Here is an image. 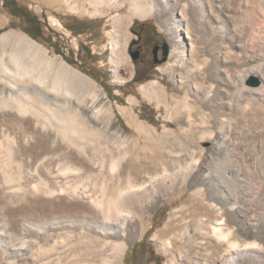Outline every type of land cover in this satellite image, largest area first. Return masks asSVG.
Masks as SVG:
<instances>
[{
    "label": "rangeland",
    "instance_id": "rangeland-1",
    "mask_svg": "<svg viewBox=\"0 0 264 264\" xmlns=\"http://www.w3.org/2000/svg\"><path fill=\"white\" fill-rule=\"evenodd\" d=\"M3 1L0 0V34L10 32L29 37L40 46L46 56L54 59L55 64L66 62L88 76L95 85V94H102L111 111L107 116L101 117V120L95 121L104 124L100 129L107 131L105 133L110 142L106 143L103 149L107 155L111 154L113 160L118 161L116 168L121 169L123 176H129L134 181H142L150 176H161L169 189L160 200L148 203L141 208L142 210H138V235L134 240L124 244L115 264H127L130 261L132 245L139 242L149 228L151 231L142 243L149 245L152 251L161 257V264H195L196 257L203 258L204 254L206 256V250L202 247L206 244H215L217 240L211 235L203 236L197 232L195 241L198 246L196 244V249L192 251L190 247L192 242L187 238V230L183 224L189 220L184 215L187 207L205 212L199 218L209 216L214 224L219 221L222 222V226L231 228L240 245L249 242L247 248L248 252L250 251L249 259L245 264H264V207L259 206V202L264 201V148H249L251 142L248 139L244 142L247 143L245 148L209 147L208 135L214 132L215 115L202 107L204 94L201 87L202 70L193 65L203 58L206 45L195 37L194 32L187 34L185 31L190 24L186 7L190 0H177L179 5L177 4L175 11L168 7L169 0H142L141 5L144 8L153 7L151 9L153 11L142 17L132 14L127 0L124 3H121L123 0H106L98 4L92 3L91 0H15L22 6V12L35 15L42 24V37L37 39L23 30L26 24L24 17L11 15ZM241 1L244 2L245 13L249 14L253 23L248 27V31L261 35L264 32V13L259 6V0ZM198 9L197 4L196 10ZM116 17H125L127 23L115 20ZM175 18H182V40L180 39L182 46L176 49L184 51L183 61L191 70H187L185 64L180 61L172 63L174 52L171 50L175 48H171L165 24ZM82 20H97V24L88 29L90 27L80 24ZM137 20L153 24L159 40L162 37L170 45L167 60L151 67L139 82L130 80L133 64L127 51L132 36L130 26ZM235 24L238 25V22ZM68 25L71 29L66 27ZM245 39L252 42L248 35ZM80 44H83L86 51L90 50L91 54H94V61L80 59L78 55ZM54 46L61 53H56ZM192 48L195 49V57L190 56ZM66 56L75 63L67 61ZM221 62L217 63L221 65ZM90 69L95 71L98 79L88 73ZM220 74L229 79L226 70ZM255 79L258 80L256 76H251L247 81L251 85H258ZM15 81L21 83V80L4 79L0 75V90L7 88L6 82L12 84ZM154 81L165 86L168 103L158 106L154 99L145 95L144 88ZM187 81L191 82L190 85L186 83ZM208 84L211 92H215L218 87L221 88L215 76ZM6 95L7 92L0 95V264H30L36 260L35 253L40 250V246L47 247L52 243V238L59 242L65 239V233L61 231L51 233L45 230V236L38 235L37 229H45L47 221L64 217L82 224L84 220L93 219L90 212L80 207L71 211L64 210L63 202L60 201L62 195H58L57 190L54 191L56 186H52V190H47L43 177L53 176L55 173L54 178L52 177L54 180L67 165H77L76 167L82 170L92 164L95 168L96 166L106 170L110 168L109 163L102 164L101 159L96 158L98 151L96 135L69 119L65 103L44 106L36 97H25L26 100L35 103L39 111L35 115L37 119H29L10 109L11 99ZM184 97L188 98L192 109L197 108L202 112L199 111L196 115L195 112L191 119L187 118L186 110L180 106V99ZM225 111L224 106L218 107L219 113ZM107 122L122 130L126 138L117 142L115 129L107 126ZM139 123L148 131L139 130L137 127ZM202 129L206 132H202ZM68 138H71L72 142ZM83 148H88L87 154ZM47 150L52 153V157L47 160L48 162H41V156ZM64 154L71 156V159L74 158L73 162H69L70 158L68 160ZM106 178L107 176L100 175L98 182L105 181ZM95 180L97 177L87 176L82 181L89 186L91 181ZM245 190L246 199L243 197ZM215 191L227 193L230 201L235 202L234 209L229 212L225 205L218 200L216 202V198L213 197ZM248 195L252 197L249 198ZM241 217L249 223V230L247 229L245 233H241L236 224ZM23 226L30 229L26 237H21ZM30 226L35 229L32 230ZM100 239L99 243H91L92 246L95 244L94 248L97 244L100 248L105 244L102 250L98 252L95 250L97 255L93 261L96 263L101 261L105 251L110 254L112 249L110 246L115 242L105 239L102 242ZM21 241H32L30 251L21 254L22 256L7 257L8 259L3 256L4 247Z\"/></svg>",
    "mask_w": 264,
    "mask_h": 264
},
{
    "label": "bare ground",
    "instance_id": "bare-ground-1",
    "mask_svg": "<svg viewBox=\"0 0 264 264\" xmlns=\"http://www.w3.org/2000/svg\"><path fill=\"white\" fill-rule=\"evenodd\" d=\"M91 1L98 4L106 0ZM124 1L121 3H124ZM127 1L130 4L132 14L137 16L142 17L153 11L151 10L153 7L151 9L144 8L141 5L142 0ZM177 4V0H169L167 2L168 7L172 11L177 10L175 9ZM197 4L198 10H196ZM243 6L244 2L241 0H190L186 4L190 24L185 31L187 34L194 32L195 37L197 36L198 40L206 45L203 50L204 56L200 60L201 63L197 62L193 65L198 66L202 70L201 87H203L204 91L202 107L204 110H209L212 115H215L213 122L214 132H210L208 135L210 148H245L247 143L244 144V142L247 139L251 142L249 148H264V32L258 35L248 31V27L253 23L249 14L245 13ZM259 6L264 13V0H259ZM115 20L127 23L125 17H116ZM181 20L182 18H175L172 22L167 21L168 23L165 24L166 34L168 39L171 40V48L176 49L178 46H182ZM236 22H238V25L235 24ZM247 35L252 42L245 39ZM175 49L171 50V52H174L172 63L176 64L180 61L185 64L183 61L184 51L180 50V48ZM190 56L195 57V49H191ZM218 61H222L221 65L217 63ZM184 67H187V70H191L188 64H185ZM224 70L229 73V79L220 74ZM0 75L4 79L14 78L17 81L21 80V83L15 81L12 84H8L6 82L7 88L0 90V95H5L7 92L6 96H9L12 103V106H9L10 109L22 116H26L29 119H37L35 115L39 113L38 108L35 106L36 104L34 103V105L31 101L26 100L25 97H36L44 106L50 104L54 106L57 103L59 104V102L65 103L69 119L96 135L95 142L98 150L96 158H100L102 164L109 163L110 168L108 170L97 166L95 168L92 164L82 170L76 167L77 165H67L54 180L52 177L54 178L55 173L53 176L46 175L43 177L47 190H52V186H56L54 191L57 190L58 195H62L59 198L63 202L64 210L71 211L80 207L82 210L90 212L93 215V219L84 220L82 224H77L72 219H64V217L52 218L47 221L45 229H37L36 233L43 237L45 236V230L46 232L49 230L51 233L61 231L65 233V239L59 242V240L52 238V243L47 247L43 248L40 246V250L35 253L36 260L30 264H115L124 244L134 240L138 235V210L143 209L148 203L160 200L169 191L166 184H164L163 178L161 176H150L142 181H134L129 176H123L121 169L116 168L118 161L113 160L112 156H110L111 154L107 155L103 149L104 145L110 142L107 133H105L107 131L100 129L104 124H99L95 121L101 120V117L107 116L111 111L110 106L102 98V94H95V85L88 76L82 74V72L80 73L66 62L55 64L54 59L46 56L40 46L29 37L10 32L0 34ZM214 76L216 80H219L221 88L218 87L215 92H211L208 81L211 82ZM251 76L257 77L259 82L256 79L255 82L259 83L258 85L248 83L247 80ZM186 83L189 84L191 82L187 81ZM144 93L149 98L154 99L158 106L169 102L167 90L160 82H151L144 88ZM187 97L180 99V106L186 110L187 118L191 119L192 114L196 112V115L200 110L197 108L192 109ZM220 105L226 108L225 112H218ZM107 126L115 129L117 142H121L122 139L126 138L125 133L112 126L111 122H107ZM137 127L142 131L144 129L147 130L140 123ZM202 132H206V130L202 129ZM68 139L70 140L71 138ZM83 149L87 154L88 148ZM109 150L111 151V149ZM64 156L68 160L70 158L69 162H73L74 158L71 159V156L66 154ZM41 157V162H48L47 160L52 157V153L47 150ZM100 175L107 176V180L98 182ZM87 176L97 177V180L91 181L90 184L92 186L90 184L87 186L83 183V178ZM241 191L243 190L241 189ZM222 193V191H215L213 197L214 199L216 198V202L218 200L219 203L221 202L225 205L230 212L234 209L235 202L230 201L229 196L226 195L227 193ZM246 195L247 191L243 193L244 199L247 198ZM250 196L248 195L249 198ZM249 198L247 200H250ZM250 205H252V201ZM259 206L264 207L263 200L259 202ZM185 210L184 215L189 220L184 221L183 224H185L184 229L187 230V238L189 241L191 239L192 244H190V247L192 251L196 249L197 243L195 239L197 240V237L195 234L197 232H200L203 236L211 235L217 240L215 244H206L202 247L206 250L207 255L205 256L204 254L203 258L196 257L194 259L195 264H245L247 262L250 253L247 250L250 245L249 242H244L243 245H240L238 240L235 239L232 229L222 226V222L216 221L218 219L215 220L217 223L215 222L216 224H214L209 216L199 218L200 215L205 213L200 209L187 207ZM236 211L238 210L236 209ZM236 224L241 233H245L247 229L249 230V223L244 217L236 221ZM30 228L32 230L35 229L31 226ZM22 229L21 237H26L30 229L27 227ZM176 233L174 234L176 235ZM99 239L102 242H104V239L115 240V242L110 246L112 248L110 254L104 250L101 261L96 263L95 260L93 261L95 255H97L95 250L97 252L102 250L105 244L101 245V248L97 244L94 248L95 244L92 246L91 243H96ZM30 242L21 241L4 247L2 250L3 256L6 258L20 256L30 251Z\"/></svg>",
    "mask_w": 264,
    "mask_h": 264
},
{
    "label": "flooded vegetation",
    "instance_id": "flooded-vegetation-1",
    "mask_svg": "<svg viewBox=\"0 0 264 264\" xmlns=\"http://www.w3.org/2000/svg\"><path fill=\"white\" fill-rule=\"evenodd\" d=\"M21 7L15 5L17 14H22ZM33 26V25H32ZM132 36L127 45V51L133 64V74L130 80H141L151 67L160 64L163 57L162 44L164 38L157 36L156 28L148 21H133L130 26ZM131 259L127 264H161L156 253L145 243H139L131 251Z\"/></svg>",
    "mask_w": 264,
    "mask_h": 264
},
{
    "label": "trees",
    "instance_id": "trees-1",
    "mask_svg": "<svg viewBox=\"0 0 264 264\" xmlns=\"http://www.w3.org/2000/svg\"><path fill=\"white\" fill-rule=\"evenodd\" d=\"M4 6L8 8L9 12L11 15L16 16V17H24L26 24L23 27V30L30 35L32 38L37 39V38H41L42 37V33H41V23L37 20V17L33 14H29L28 12H23L22 14H17L14 10L15 5L19 6L22 8V6L18 5L16 3L15 0H4L3 1ZM80 24H84L88 29H91V27H94V25L97 24V20H82L80 21ZM33 25V26H32ZM67 25V24H66ZM67 28L71 29L70 26H66ZM54 51L56 53H61L57 50V48L54 46ZM63 55V54H61ZM78 55H80V59H84L85 60H90V61H94L95 60V56L94 54H91L90 50L86 51L83 44H80V47L78 48ZM66 60L69 61L70 63H75V61H73L71 58L66 56ZM92 77H94L95 79H98V76H96L95 71L93 69H90L88 72ZM133 81H140V80H136L133 79ZM151 231V228H149L143 235V237L140 239L139 242H136L135 244L132 245V250L133 248L138 245L139 243H142L144 239H147L149 233ZM138 243V244H137ZM131 250V251H132ZM158 259H161V257L156 254Z\"/></svg>",
    "mask_w": 264,
    "mask_h": 264
},
{
    "label": "water",
    "instance_id": "water-1",
    "mask_svg": "<svg viewBox=\"0 0 264 264\" xmlns=\"http://www.w3.org/2000/svg\"><path fill=\"white\" fill-rule=\"evenodd\" d=\"M162 48H163V57L158 61L159 63L166 61L169 55L170 45L166 39H164L163 41Z\"/></svg>",
    "mask_w": 264,
    "mask_h": 264
}]
</instances>
